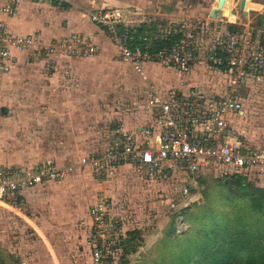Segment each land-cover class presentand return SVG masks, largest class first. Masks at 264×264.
Segmentation results:
<instances>
[{
  "label": "crops",
  "instance_id": "0c3cea01",
  "mask_svg": "<svg viewBox=\"0 0 264 264\" xmlns=\"http://www.w3.org/2000/svg\"><path fill=\"white\" fill-rule=\"evenodd\" d=\"M152 1L18 0L15 12L8 15L1 10L6 0H0V24L5 25L10 33L32 36L48 44L66 40L77 32L97 50L92 60L73 58L59 51L39 54L30 50H10L7 59L9 70L0 75V163L4 167L24 169L48 163L60 167H76L64 180L28 188L20 192L14 202L0 204V220L4 222L0 224L2 227L7 223L10 227L12 222H16L18 231L29 227L37 234L39 228L19 206L30 203L31 193L45 189L50 191V199L40 197L38 200L42 204L50 201L48 210L52 212L54 220L66 218L75 223L76 218L70 211L67 199L71 189H76L72 187L86 189L87 195L90 194L88 185L102 190L107 184L105 181H97L89 166H80V158L99 156L118 133H135L138 127H157L158 109H143L149 98L148 86L162 94L172 89L183 94L193 88L204 95L210 104L224 93L228 71L223 66L215 67L204 59L205 53L212 47H219L217 39L227 29L236 30L234 26L228 28L222 24V19L203 21L191 17L188 24V19L182 18V14H167L171 18L175 15L177 18L174 20L182 21V24L194 28L198 34L196 41L199 57L183 76L153 62L142 63L140 71H136L129 62L117 58L108 32L89 19L91 12L118 8L124 11L123 7L126 5L153 13L149 11L153 9L149 7ZM238 5L239 2L233 6V13L237 18V9L240 10ZM226 11L228 9L223 8L221 17ZM134 17L136 20V16ZM175 27V23L159 25L141 20L138 22L137 35L147 36L150 47L155 49L164 43L161 39L177 38L173 33ZM167 32L170 34H166ZM263 80L264 77L256 82L246 81L238 89L237 98L242 109L228 116L239 142L248 148H264V84H260ZM250 97L255 99L251 100ZM124 104H129L128 109ZM137 104L139 107H136ZM122 168L137 172L146 182H155L145 179L138 169L128 164L112 166L107 180L110 181ZM259 177L263 180L264 174ZM90 178L93 181H89ZM169 186L172 187L171 182ZM177 187L179 188V184L172 188ZM102 191L106 193L105 190ZM93 197L91 204L87 203L85 215L88 220L85 224L86 231L88 229L87 238L91 247L92 222L88 208L95 203L97 194H93ZM110 203L113 220L118 225H123L125 218L113 213L114 203L112 200ZM60 212L63 217L58 218ZM91 247L89 249L88 246L89 254Z\"/></svg>",
  "mask_w": 264,
  "mask_h": 264
},
{
  "label": "built area",
  "instance_id": "2783aa9c",
  "mask_svg": "<svg viewBox=\"0 0 264 264\" xmlns=\"http://www.w3.org/2000/svg\"><path fill=\"white\" fill-rule=\"evenodd\" d=\"M17 1L6 0L2 11L13 14ZM133 14L128 10L103 9L91 12L89 19L108 32L117 58L129 62L136 71H140L142 63L153 62L173 69L178 76L186 74L199 57L196 30L177 24L173 31L177 38H163L164 43L152 49L147 36L137 35L138 22ZM227 22L232 27L236 23ZM217 41L219 47H212L204 55L211 65L223 66L229 73L224 93L217 101L210 104L193 88L183 94L175 89L162 94L148 86L149 98L143 109H158L157 127H138L135 133H118L99 156L82 157L79 165L89 166L94 178L105 181L112 166L128 164L147 180L171 182L172 187L179 184L181 195L188 194L189 187L196 184L202 172L222 169L225 175L264 174V148L243 146L228 120L231 113L242 109L237 98L238 89L246 81L264 77V41L249 30L240 29L225 31ZM12 48L39 54L59 51L87 60H92L97 51L77 32L66 40L44 44L32 36L14 35L0 24V75L9 70L7 59ZM75 167L48 163L24 169L8 168L0 163V204L14 202L17 195L28 188L64 180ZM111 209L110 200L103 194H98L95 203L88 208L92 222L93 264H110L111 254L117 250L116 223Z\"/></svg>",
  "mask_w": 264,
  "mask_h": 264
},
{
  "label": "rangeland",
  "instance_id": "374dc122",
  "mask_svg": "<svg viewBox=\"0 0 264 264\" xmlns=\"http://www.w3.org/2000/svg\"><path fill=\"white\" fill-rule=\"evenodd\" d=\"M239 1L234 0L235 5ZM152 2L149 7L153 9L149 11L153 13L138 10L136 6L126 5L123 9L133 12L138 22L146 20L159 25L169 22L175 25L182 24V21L174 20L177 18L175 15L172 18L167 17L168 13L182 14V18L188 19V24L191 22L189 19L191 17H197L203 21L212 19L209 17V11L213 0H153ZM234 2L232 7L235 6ZM245 3L246 8L237 9L238 18L231 11L232 8H227L228 12L226 11L221 18L222 24L224 23L229 28L232 25L227 21L236 20L234 24L236 29L249 30L253 35L264 40V0H245ZM263 81L260 84H264ZM250 99L253 100L255 97H250ZM124 105H127L128 109L129 104ZM202 173L199 180L203 179L205 182L199 184V180L196 181V184L189 187L187 195H181L178 192L179 188H172L168 182H146L139 177L137 172L127 168L118 170L110 181L105 180L107 184L101 189L106 191V195L99 187L96 193L97 190L91 187L92 185H88L90 194L87 195H85L86 189L78 190L82 188L72 187L76 189H71L67 199H69L70 211L76 218L75 223L66 218L54 220L52 212L48 210L50 201L42 204L38 200L40 197L50 199L49 190L33 192L30 203L20 204L19 207L40 231L36 234L29 227L18 231L16 222L9 223L10 227L8 223L3 227L0 225V264H93L91 242L87 238L88 229L86 231L85 225L88 222L85 217L86 208L93 201V194L94 196L97 194V197L98 194H103L108 199L110 198L109 200L114 203L113 213H118L125 218L126 221L120 232L123 234L120 241L127 231L139 232L132 241L135 251L125 253L121 257V242L120 244L118 242L116 252L111 254L110 264H122V261L125 264H182V252L187 251L191 246L197 247L196 235H202L205 238L203 227L217 213L224 214L230 210L229 205L232 202L226 201V196L230 191L238 190L237 186L228 185L229 192L227 191L224 183L230 181L232 176L225 175L222 169ZM244 177L242 178L245 184L264 189V179L262 180L259 175ZM91 180L92 178L89 179ZM243 199V202L239 201L240 207L237 206V209H241L239 212L241 216L254 223L252 225H262L261 216L256 215L250 209V199L247 196ZM63 203L66 202L63 201ZM10 214L16 218L13 213ZM60 217H63L61 212L58 215V218ZM258 218L260 222H257ZM3 223L1 219L0 224ZM199 229L203 231L196 233ZM88 246L89 249L91 247L90 254Z\"/></svg>",
  "mask_w": 264,
  "mask_h": 264
},
{
  "label": "trees",
  "instance_id": "16d2710c",
  "mask_svg": "<svg viewBox=\"0 0 264 264\" xmlns=\"http://www.w3.org/2000/svg\"><path fill=\"white\" fill-rule=\"evenodd\" d=\"M233 30L235 29H231ZM229 176H232L231 180L224 183L228 189L226 190L229 192L228 185L238 187L237 191H230L226 196L225 200L232 202L229 205L230 210L224 214L214 211L217 214L203 227L205 238L196 235L198 245L182 252V264H264V189L245 184L243 174L232 173ZM204 182L203 179L199 180V184ZM246 196L250 199L251 211L261 216L262 225H252L254 223L239 213L241 209H237V206L240 207V202H243ZM260 218L257 222H260ZM119 226L115 224V231L119 244L121 242L123 257L125 253L135 251L132 241L139 232L127 231L120 241L123 234L120 233ZM203 230H196V233ZM121 263L125 264L123 261Z\"/></svg>",
  "mask_w": 264,
  "mask_h": 264
},
{
  "label": "water",
  "instance_id": "95a60500",
  "mask_svg": "<svg viewBox=\"0 0 264 264\" xmlns=\"http://www.w3.org/2000/svg\"><path fill=\"white\" fill-rule=\"evenodd\" d=\"M232 3H233V0H213V3H212V8L210 9L209 11V17L212 18V19H221L222 17H217L215 16V12L213 11V9H217V8H221V7H224V8H231L232 6ZM244 4H245V0H240L239 1V9L240 10H243L244 8ZM245 13V11H244Z\"/></svg>",
  "mask_w": 264,
  "mask_h": 264
},
{
  "label": "bare ground",
  "instance_id": "6f19581e",
  "mask_svg": "<svg viewBox=\"0 0 264 264\" xmlns=\"http://www.w3.org/2000/svg\"><path fill=\"white\" fill-rule=\"evenodd\" d=\"M245 5V4H244ZM224 8V7H223ZM231 8H232V6H231ZM231 8H228V9H231ZM213 11L215 12L214 14H215V16H217V17H221L222 16V10L220 9V8H217V9H213Z\"/></svg>",
  "mask_w": 264,
  "mask_h": 264
},
{
  "label": "flooded vegetation",
  "instance_id": "af4514ba",
  "mask_svg": "<svg viewBox=\"0 0 264 264\" xmlns=\"http://www.w3.org/2000/svg\"><path fill=\"white\" fill-rule=\"evenodd\" d=\"M244 8H246V3H245V5H244ZM223 10V9H222ZM261 23V22H260Z\"/></svg>",
  "mask_w": 264,
  "mask_h": 264
}]
</instances>
